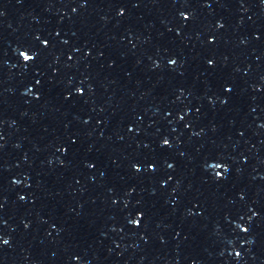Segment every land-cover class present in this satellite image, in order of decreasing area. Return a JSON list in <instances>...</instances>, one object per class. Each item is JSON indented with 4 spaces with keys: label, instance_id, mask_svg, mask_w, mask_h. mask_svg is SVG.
<instances>
[{
    "label": "snow or ice",
    "instance_id": "1",
    "mask_svg": "<svg viewBox=\"0 0 264 264\" xmlns=\"http://www.w3.org/2000/svg\"><path fill=\"white\" fill-rule=\"evenodd\" d=\"M24 59L27 60V61H29V60L32 59V57L29 56L27 53H25V54H24Z\"/></svg>",
    "mask_w": 264,
    "mask_h": 264
}]
</instances>
